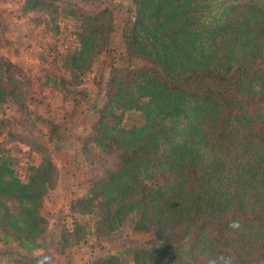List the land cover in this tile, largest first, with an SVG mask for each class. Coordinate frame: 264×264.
Instances as JSON below:
<instances>
[{
  "label": "trees",
  "instance_id": "obj_1",
  "mask_svg": "<svg viewBox=\"0 0 264 264\" xmlns=\"http://www.w3.org/2000/svg\"><path fill=\"white\" fill-rule=\"evenodd\" d=\"M125 1L115 55L111 4ZM58 3L78 22L62 93L108 61L82 143L98 148L102 171L69 203L94 217L96 236L116 234L117 251L92 264H264V0H24L21 10L56 14ZM11 68L0 60V111L20 104ZM55 181L48 160L20 181L0 158L3 264H57L83 234L74 223L44 241Z\"/></svg>",
  "mask_w": 264,
  "mask_h": 264
},
{
  "label": "rangeland",
  "instance_id": "obj_2",
  "mask_svg": "<svg viewBox=\"0 0 264 264\" xmlns=\"http://www.w3.org/2000/svg\"><path fill=\"white\" fill-rule=\"evenodd\" d=\"M23 3L0 0V60L12 65L9 78L17 82L14 86L20 102L1 106L0 158L20 181L26 180L30 166L42 160L51 162L56 181L43 198L42 215L47 223L44 241L58 228L71 230L78 223L83 234L54 259L57 264H92L117 251L116 234L96 236L94 217L77 216L69 210V203L83 197L89 181L102 171L95 158L98 148L82 143L95 117L90 107L102 99L100 89L108 61L96 60L81 85L66 86L72 92L62 93L60 80L67 78L62 59L77 47L76 15L66 13L63 3H58L56 14L47 9L24 12ZM111 8L114 28L109 48L116 53L121 46L119 32L131 17L126 13L131 6L125 1L112 3ZM3 245L0 264L9 254Z\"/></svg>",
  "mask_w": 264,
  "mask_h": 264
},
{
  "label": "clouds",
  "instance_id": "obj_3",
  "mask_svg": "<svg viewBox=\"0 0 264 264\" xmlns=\"http://www.w3.org/2000/svg\"><path fill=\"white\" fill-rule=\"evenodd\" d=\"M47 259H48V258L46 257L45 260H47ZM226 264H227V262H226Z\"/></svg>",
  "mask_w": 264,
  "mask_h": 264
}]
</instances>
